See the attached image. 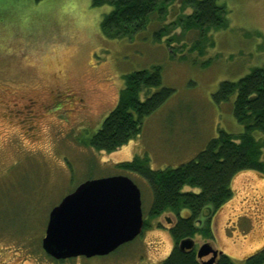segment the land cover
I'll use <instances>...</instances> for the list:
<instances>
[{"label": "rangeland", "instance_id": "rangeland-1", "mask_svg": "<svg viewBox=\"0 0 264 264\" xmlns=\"http://www.w3.org/2000/svg\"><path fill=\"white\" fill-rule=\"evenodd\" d=\"M218 3L227 9L229 27L208 34L214 46L205 42V54L192 50L201 33L181 25L194 10L183 9L179 1L167 8L164 20L151 16L147 30L132 41L105 38L100 24L95 44L80 45L74 55L53 50L72 47L54 20L10 17L9 54L0 52V264H162L169 258L177 217L151 220L150 186L118 166L147 156L152 170L177 169L196 160L221 131L244 133L233 115L235 97L219 105L214 96L223 83H238L264 69V0ZM104 8L111 7L98 9ZM163 27L170 36L157 42L155 32ZM153 68H161L163 87L175 91L172 99L145 119L142 135L128 145L112 154L92 149L88 142L117 107L124 77ZM156 92H145L142 100ZM256 139L264 144V133ZM26 140L31 147H25ZM118 175L140 188L151 228L108 256L54 262L42 247L52 210L82 184ZM232 189V199L211 219L212 245L233 264H245L264 249V173L244 172ZM184 192L200 191L186 187ZM208 222L203 217L197 227ZM196 242L198 248L208 244L199 236Z\"/></svg>", "mask_w": 264, "mask_h": 264}, {"label": "trees", "instance_id": "trees-1", "mask_svg": "<svg viewBox=\"0 0 264 264\" xmlns=\"http://www.w3.org/2000/svg\"><path fill=\"white\" fill-rule=\"evenodd\" d=\"M177 1L183 9L194 10V14L186 17L181 25L188 31L201 33V41L192 50L205 54V42H210L208 46H214L207 38L208 34L229 27L227 9L219 5L218 0H92V6L112 8L101 23L105 38L132 41L147 30L151 16L156 15L159 20H164L167 8ZM169 36V27L155 32L157 42ZM172 41H167L170 47ZM161 73V68H153L124 77L125 88L117 107L105 120L101 130L88 142L92 149L112 154L142 135L145 119L162 108L175 93L163 87ZM153 90L157 92L142 100L145 92ZM234 97L233 115L244 127V133L233 136L221 131L219 137L213 139L196 160L177 169L152 170L147 156L118 166L120 172L135 174L150 186L153 193V204L149 211L151 220L165 214L177 217L170 231L176 246L162 264H203L196 251H182L180 243L198 236L213 241L211 219L234 196L232 186L235 178L249 171L264 173V144L256 139V134L264 133V69L254 70L238 83H223L214 100L220 105L230 103ZM186 187L200 192L185 193ZM183 211L189 212L188 217H181ZM203 217L209 219L208 224L204 228L197 227ZM149 228L151 224L145 221V230ZM215 264L233 262L223 254ZM245 264H264V249L249 257Z\"/></svg>", "mask_w": 264, "mask_h": 264}, {"label": "water", "instance_id": "water-1", "mask_svg": "<svg viewBox=\"0 0 264 264\" xmlns=\"http://www.w3.org/2000/svg\"><path fill=\"white\" fill-rule=\"evenodd\" d=\"M144 226L142 193L133 180L113 176L88 181L52 210L43 249L57 261L108 256L135 241ZM179 247L192 251L196 242L185 239ZM211 254L214 258L204 264H214L219 256L205 244L198 258Z\"/></svg>", "mask_w": 264, "mask_h": 264}, {"label": "clouds", "instance_id": "clouds-1", "mask_svg": "<svg viewBox=\"0 0 264 264\" xmlns=\"http://www.w3.org/2000/svg\"><path fill=\"white\" fill-rule=\"evenodd\" d=\"M0 9L3 13L0 15V52L4 55L9 54L8 45L12 42L14 35L9 31L13 23L10 17L36 14L54 20L61 26L62 36L67 37L72 43V47L67 48L66 45L62 44L53 50L74 55L79 51L80 45L95 44L103 17L110 14L112 10L111 8H93L90 0L88 2H81V0H41L39 5L32 3L31 0H17L15 3L11 0H4L0 4ZM20 30L27 32L31 29L22 27ZM19 43L23 44L24 41L21 40ZM12 51L19 50L12 49ZM25 147H31L27 140Z\"/></svg>", "mask_w": 264, "mask_h": 264}, {"label": "flooded vegetation", "instance_id": "flooded-vegetation-1", "mask_svg": "<svg viewBox=\"0 0 264 264\" xmlns=\"http://www.w3.org/2000/svg\"><path fill=\"white\" fill-rule=\"evenodd\" d=\"M34 103H32L31 104V106L33 105ZM30 109H31V107H30ZM30 112H32V109L30 110ZM167 217H165V219H166ZM176 220L174 221V224H172V227L170 228V231H171V229L175 226V224H176ZM206 242H208V243H210L211 245H212V242H214V241H207V240H205ZM197 245H198V243H197ZM197 245H196V247H197ZM212 247L214 248V246L212 245ZM200 248H196L195 250H196V252H198V250H199ZM195 250H193V251H195ZM214 250H216L215 248H214ZM217 251V250H216ZM217 252H219V251H217ZM222 255V253L221 252H219V256L216 258V260H215V262L220 258V256ZM214 258V256H213V254H211L210 256H208V257H204L201 261H206V262H209L210 260H212ZM54 262H56V263H63V262H58V261H54ZM215 262H214V264H215Z\"/></svg>", "mask_w": 264, "mask_h": 264}]
</instances>
